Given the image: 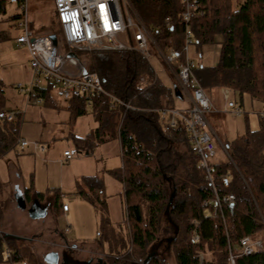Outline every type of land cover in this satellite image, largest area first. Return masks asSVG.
<instances>
[{"label":"trees","instance_id":"16d2710c","mask_svg":"<svg viewBox=\"0 0 264 264\" xmlns=\"http://www.w3.org/2000/svg\"><path fill=\"white\" fill-rule=\"evenodd\" d=\"M22 1L0 0V23L19 19L21 11L7 15L6 4L14 2L18 8ZM129 2L146 26L156 27L153 37L160 49H181L184 29L181 0ZM198 3L201 7L194 9L190 19L194 43L200 46L215 43L217 37L220 40L216 64L195 67V78L203 89L226 87L232 91L228 97L232 104L237 100L233 97L235 92L239 98L246 93L264 109V0H198ZM167 16L169 22L165 21ZM52 32L55 33L53 29ZM6 37L5 30L0 29V42ZM76 54L79 58L86 54L87 69L99 75L104 89L131 106L114 104L105 94L65 100L69 125L87 111L96 122L86 136L70 133L78 152L88 153L98 143L113 137L119 140L121 164L109 171L123 184L132 252L146 260L145 264L161 262L154 249L161 242L156 239L161 221L173 233L166 240L173 245L176 264H230V250L241 236L262 237L264 116L260 112H257L258 127L247 128L225 140L227 154L212 160L216 194L233 193L235 199L232 204L221 201L218 205L197 156L190 150L183 121L177 119L169 127L170 115L161 118L160 109L177 108L173 86L179 85L169 71L165 73L171 84H165L149 61L135 50L76 51ZM159 60L164 66L160 57ZM33 96L45 105L53 103L47 87L36 89ZM5 99L0 82V110H5ZM20 118L21 114L15 112L10 120L0 119V156L16 146ZM83 180L88 189L81 185L78 193L99 211L96 202L101 208L104 205L99 177L85 176ZM30 192L26 189L25 196L29 198ZM34 194L44 196L40 192ZM205 206L209 216L203 214ZM114 228L108 219L101 218L98 239L111 252L119 242L116 239L110 245V237L117 235ZM147 244H151L149 249ZM127 245L120 236V249L116 251L126 250ZM2 251L0 248V263L6 260ZM13 254L11 251L10 261L17 260ZM234 264H264V248L250 255L235 256Z\"/></svg>","mask_w":264,"mask_h":264},{"label":"rangeland","instance_id":"374dc122","mask_svg":"<svg viewBox=\"0 0 264 264\" xmlns=\"http://www.w3.org/2000/svg\"><path fill=\"white\" fill-rule=\"evenodd\" d=\"M26 4L27 17L31 29L38 32L52 31L53 29L59 39L62 37V29L55 12L53 0H26ZM16 11H21V7L17 8L14 2H8L6 4L7 15ZM138 20L143 22L139 15ZM15 23L16 21L12 20H4L0 23V29H4L7 36L6 39L0 42V82L3 85L6 98L4 109H17V111L21 112L18 139L25 140L26 145L21 148L19 141L16 142V146L10 148L5 157L0 160V198L3 199L5 197L2 194L4 189L6 190V183L2 177H9V172H11V168H13L12 165H14L20 172L19 175L22 184L26 186L31 185L39 191H45L50 186L54 185L64 193L62 201L70 205L71 214L67 217L60 214L56 217V221L67 240H93L99 229L101 218H106L117 231V235L114 234L113 236L114 239L110 237V245L116 239L119 240L118 245L111 249L114 250V254H118L119 257L116 259L115 255L110 256L108 258L109 261L113 264H116V262H118L117 264L143 262L142 258H139L140 256H137L131 249L130 227L129 223L124 220L125 205L122 194L123 184L109 171V169L120 164V145L118 138L113 137L104 142H100L88 153L79 151L70 160L66 161L63 159L62 151L64 149L75 148L72 138L66 140L60 136H53L52 140V138L48 139L47 133L53 130L57 132H59V130H65L67 132L68 127L65 126L64 123L66 101L55 91L51 90L48 87L46 79L40 76L37 80L38 85L50 89V94L56 97V103L60 109L55 112L53 117L48 114L50 110H47V106L42 100L39 102H35L34 100V102L31 103L30 101L32 100H30L28 101L29 106H27L26 96L29 82L32 77V70L29 66L28 53L25 46L13 42V37L21 29L20 26L15 27ZM122 39L128 42L126 35H123ZM219 40V37H217L215 43L203 44L200 46H197L193 40L192 43L189 44L186 54L193 60L197 67L213 66L216 64L219 56ZM149 51L151 53L150 63L156 70L158 77L165 84H171V79L165 73V70H168L169 72H167L171 74L177 82L175 71L168 65L165 64L164 67L161 64L153 48H149ZM80 59L87 68L88 58L86 54H82ZM18 83L22 84V91L18 90ZM203 90L212 105L211 110L206 113V117L212 133L215 136L217 146L219 147L218 155H222L223 152L227 154L224 144L225 140H230L234 138V136L242 134L247 128L255 129L258 127L257 112L263 110L261 103L251 100L246 93H243L241 98H239L238 92H235L233 97L237 99L236 102L230 104L232 99L231 101L228 100L226 112H218L215 110L214 106L222 108L224 104L222 102V96L218 94L219 88L210 87ZM228 91L232 93L229 89ZM213 100L215 103H213ZM240 100L242 103H240ZM182 104H185L183 100L177 99L175 101L177 107L182 106ZM31 106H33V108L29 109ZM235 106L241 107V113L239 115L232 112ZM95 126L94 116L90 111H87L77 116L74 123L70 125L69 128L72 129L74 135L86 136ZM46 141L49 142L50 146H45L44 150L40 149V143L46 145ZM181 148H183V146ZM82 174H96L101 181L100 190H102L101 195L104 205L103 208H101L100 204L96 202V208H99V211L95 212L92 206L84 200H81L79 204L74 203L79 193H76L73 177L75 176L77 178ZM37 230L33 228L30 229L26 226H20V231L22 233H27L26 236H28L29 239H34V242L40 243V241L44 239L35 235ZM4 232L5 228L0 226V235H3ZM172 235L173 233L168 228V224L165 221H161V227L156 236V239L161 242L159 246L155 245L154 247L157 257L161 260V262L159 261L157 264H176L173 245L166 240ZM120 236L123 237V240L125 238L126 242H128L126 250L124 251H116L120 249ZM262 237H264V233ZM107 242H109V239ZM51 243L53 242L51 241ZM58 243V245H61L60 242ZM150 245L151 244H147L146 248L149 249ZM67 249L75 252L80 249V246H76V248L68 247ZM103 249L106 251V246H104ZM99 250V248L90 249L89 255H92L91 263L94 264L97 261L98 256L96 252H100ZM80 257L79 259H81V261L87 259V257L84 256ZM5 259L6 260L2 264H13L9 259ZM105 260H107V258H105ZM81 261H76L74 264H85Z\"/></svg>","mask_w":264,"mask_h":264},{"label":"built area","instance_id":"2783aa9c","mask_svg":"<svg viewBox=\"0 0 264 264\" xmlns=\"http://www.w3.org/2000/svg\"><path fill=\"white\" fill-rule=\"evenodd\" d=\"M53 1L62 29V37L59 39L56 35V44H53L50 38L52 31L38 32L30 28L26 0H23L21 4V16L15 20L14 26H20L21 29L13 37V42L25 46L32 70L27 95L30 96L41 87L37 80L42 76L46 79L48 87L64 100L79 96L91 98L105 94L112 103L131 107L104 89L99 75L86 68L76 51L135 50L150 63L149 48H153L164 64L175 71L180 91L190 99V103L185 108L160 109L161 118L167 114L170 115L169 127H173L177 119L183 121L190 150L197 156L199 165L203 168L205 177L215 193L214 202L218 205L221 201L234 203L233 193L219 196L215 191L212 160L217 153V143L206 117L212 105L193 74V69L197 67L196 64L186 54L189 44L194 40L190 19L194 9L201 7L198 0H181L184 5L181 13L184 24L183 46L181 49L168 47L165 50L159 48L153 37L156 27L146 26L138 20V14L129 0ZM165 21L169 22L170 17H165ZM123 35L127 36L128 42L122 39ZM69 52H74L76 56L68 55ZM140 80L143 81V78L141 77ZM17 87L19 91H22V84L18 83ZM219 90L224 101L223 109L226 111L229 91L226 87H220ZM36 101H40V98H36ZM232 112L239 115L241 107H233ZM260 113L264 116V109ZM13 114V111L0 110V119L10 120ZM18 141L20 147L26 145L25 140L19 139ZM62 153L63 159L67 161L73 158L78 151L72 147L64 149ZM206 204L207 202H204V205ZM62 208L66 210L67 204H62ZM203 214L210 215L207 206L203 208ZM194 239L197 240L196 235ZM263 248L264 237L241 236L232 251L230 250L229 263L234 264L235 256L250 255ZM5 254L7 258H10L9 249H6Z\"/></svg>","mask_w":264,"mask_h":264},{"label":"crops","instance_id":"0c3cea01","mask_svg":"<svg viewBox=\"0 0 264 264\" xmlns=\"http://www.w3.org/2000/svg\"><path fill=\"white\" fill-rule=\"evenodd\" d=\"M32 94L33 93H31L30 96L28 95L26 96L27 98L26 103H28V101L30 100H32L30 101V103L34 102V100L35 102H39V101H36L35 96H33ZM218 94L222 96V93L220 92V90H218ZM178 99L183 100L185 104L184 105L182 104V106H178V107L176 106L177 108H185L190 103L189 96L184 95L182 92H181V97ZM56 101H57L56 97L53 96V103L51 102L46 105L47 110H50L48 112L50 116H53L55 112H57L60 109ZM222 102L224 103L223 97H222ZM213 103H215L214 100H213ZM27 106H29V103ZM214 107H215V110L218 112H226L223 109L224 104L222 108H219L216 106ZM31 108H33V106L29 107V109ZM9 111H13L14 113L18 112L21 114V112L17 111V109L16 110L12 109ZM64 111L66 113L65 118H64V123H65V126L68 127L67 132L65 130L64 131L59 130V132H57L56 130H53L51 132L48 131L47 133L48 139L52 138L53 140V136H60L61 138H65L66 140L71 139L70 133L72 132V129L69 128L70 125L68 124V111L66 109ZM95 125H96V122H95ZM45 146L46 147L50 146L49 142L46 141V145L41 144V143L39 145L40 149L42 150L45 149ZM218 148L219 147L217 146V153H216V156L213 158V160L217 158H222L223 155H225L224 152L223 153L221 152L222 155L220 154L218 155ZM6 153L0 156V160L5 157ZM77 162H80V161H77ZM120 164H121V155H120ZM120 164L118 166H120ZM12 167L13 168H11L12 169L11 172H9L10 176L2 177L4 179V182L6 183L5 184L6 190L4 189V192L2 194L5 197L3 199L0 198V226H2V228H5L4 234L0 235V240H1L0 248H2L5 251L6 249H9L10 258H11V251L14 252L13 256L16 257L17 260L15 261L11 260L10 261L11 263L13 264H71V263L74 264V262L76 261L77 262L81 261V259H79L80 256H84V257H87V259L81 262H84L85 264H93L90 262L91 257H92V255H89L90 249L99 248L100 252H96L98 257H97V261L94 264H113L111 261H109L108 258L110 256H114L115 254L114 252L110 251L106 243H102L99 241L98 239L99 229L96 232V236L91 241H88V239H85L84 241H81L78 239L77 240L76 239L75 240L66 239L65 235L63 234L62 230L59 228L58 223L56 221V217L59 216L60 214H63L64 217H67L69 214H71L70 213L71 208L69 204H67L66 210L62 208V204L65 203L64 201H62V196L64 194L62 191H60L54 185L50 186L45 191L36 190L31 185L26 186L22 184V182L20 181V175H19L20 172L18 168L15 167L14 165H12ZM85 176H96V174H82L78 176L77 178L74 176L73 183L76 188V193H78V187H81V185L83 186V188L88 189V187L86 186V183H84L85 181L83 180V177ZM26 189L27 190L30 189L31 191L30 192L31 196L29 198L25 196ZM100 191H101L100 193H102V190ZM122 191H123V185H122ZM18 192L22 196V199L24 202L23 207L20 204L18 205L14 198V195ZM34 192L44 193V196L39 198L35 196ZM79 196L74 200L75 201L74 203L79 204L81 200L86 201L85 199L82 198V196L80 197ZM86 202L89 205H91L93 210L96 212V209L94 208V206L90 204L88 201ZM35 205H38V209H37V212L32 214L30 212V209H31V206L36 207ZM105 206H106V203H105ZM41 212H43L42 215H40ZM124 220H126V216ZM20 226H24V227L26 226L30 229L33 228L35 230L38 229L35 232V235L38 237H42L44 240H41L40 243L34 242V239H29V237L26 236L27 233H22L20 231ZM99 227H100V224H99ZM50 240L53 243H51ZM46 241H48L49 243ZM58 242H60L61 245H58L59 244ZM76 246H80V249L77 250L79 254L77 253V251L73 252L67 249L68 247L76 248ZM104 246H106L107 248L106 251H104L103 249ZM15 251L17 252L16 254H15ZM2 252L4 254V251ZM49 253H52L54 258H56L54 261L50 262L45 259V257ZM115 257L117 259L119 255L116 254ZM10 258H7V259H10ZM105 258H107V260H105ZM117 263L118 262H116V264ZM134 264H143V262L141 263L135 262Z\"/></svg>","mask_w":264,"mask_h":264},{"label":"water","instance_id":"95a60500","mask_svg":"<svg viewBox=\"0 0 264 264\" xmlns=\"http://www.w3.org/2000/svg\"><path fill=\"white\" fill-rule=\"evenodd\" d=\"M50 38H51L53 44H56V42H57V40H56V34L55 33H51L50 34ZM68 55H70V56H76V54L74 52H69ZM173 90H174L175 96L178 97V98H180L181 97L180 89L176 85H174L173 86ZM14 198H15V200H16V202H17L18 205L20 204L22 207L24 206V202H23L22 196H21V194L19 192L14 195ZM35 206L36 207L31 206L30 212L32 214H34L35 212H37L38 205H35ZM42 214H43V212L40 213V215H42ZM45 259L47 261H50L51 262V261H54L56 258H54V256H53L52 253H49L45 257ZM145 263H146V260L143 261V264H145Z\"/></svg>","mask_w":264,"mask_h":264},{"label":"bare ground","instance_id":"6f19581e","mask_svg":"<svg viewBox=\"0 0 264 264\" xmlns=\"http://www.w3.org/2000/svg\"><path fill=\"white\" fill-rule=\"evenodd\" d=\"M29 99V98H28Z\"/></svg>","mask_w":264,"mask_h":264}]
</instances>
